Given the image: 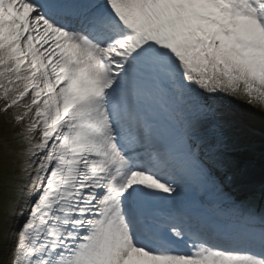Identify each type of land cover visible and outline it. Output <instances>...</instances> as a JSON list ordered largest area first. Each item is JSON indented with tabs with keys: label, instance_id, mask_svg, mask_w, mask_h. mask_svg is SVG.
Returning <instances> with one entry per match:
<instances>
[{
	"label": "snow or ice",
	"instance_id": "snow-or-ice-1",
	"mask_svg": "<svg viewBox=\"0 0 264 264\" xmlns=\"http://www.w3.org/2000/svg\"><path fill=\"white\" fill-rule=\"evenodd\" d=\"M0 116V264H264V0H0Z\"/></svg>",
	"mask_w": 264,
	"mask_h": 264
}]
</instances>
